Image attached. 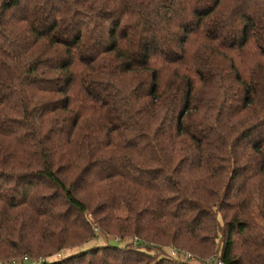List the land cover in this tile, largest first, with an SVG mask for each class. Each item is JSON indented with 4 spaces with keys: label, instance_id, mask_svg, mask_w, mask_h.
<instances>
[{
    "label": "trees",
    "instance_id": "1",
    "mask_svg": "<svg viewBox=\"0 0 264 264\" xmlns=\"http://www.w3.org/2000/svg\"><path fill=\"white\" fill-rule=\"evenodd\" d=\"M185 251L264 264V0H0V264Z\"/></svg>",
    "mask_w": 264,
    "mask_h": 264
},
{
    "label": "rangeland",
    "instance_id": "2",
    "mask_svg": "<svg viewBox=\"0 0 264 264\" xmlns=\"http://www.w3.org/2000/svg\"><path fill=\"white\" fill-rule=\"evenodd\" d=\"M109 239H111V243H115V244H120V245H124L125 244V241H123V240H118L117 238H109ZM105 241H104V238H102V237H99V241L98 240H96V241H90V242H88V243H85L81 248L82 249H87V248H89V247H92V246H94V245H96V244H102V243H104ZM67 251L68 250H64L63 252H62V254L60 255V256H62V255H65L66 253H67ZM188 254H190L188 251L186 252H180V254L179 255H188ZM200 258H202V257H198L196 254H190V257L188 256V260H191V262L193 263V264H218V262H219V260L218 259H215V260H211L213 257H210V258H208V259H206V260H203V259H200ZM202 262H204V263H202Z\"/></svg>",
    "mask_w": 264,
    "mask_h": 264
},
{
    "label": "built area",
    "instance_id": "3",
    "mask_svg": "<svg viewBox=\"0 0 264 264\" xmlns=\"http://www.w3.org/2000/svg\"><path fill=\"white\" fill-rule=\"evenodd\" d=\"M172 253H173L174 255H177V253H176L175 251H173ZM188 256L190 257V254H188V255H181L180 257H181L182 259H188ZM215 259H218V260H219L218 264H224L219 258H215V257H213L211 260H215Z\"/></svg>",
    "mask_w": 264,
    "mask_h": 264
}]
</instances>
